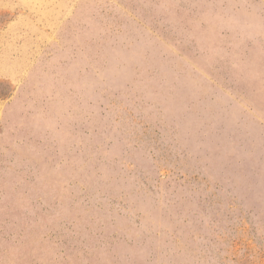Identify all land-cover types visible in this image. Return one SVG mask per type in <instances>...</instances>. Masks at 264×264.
<instances>
[{
    "label": "rangeland",
    "instance_id": "1",
    "mask_svg": "<svg viewBox=\"0 0 264 264\" xmlns=\"http://www.w3.org/2000/svg\"><path fill=\"white\" fill-rule=\"evenodd\" d=\"M0 264H264V0H0Z\"/></svg>",
    "mask_w": 264,
    "mask_h": 264
}]
</instances>
